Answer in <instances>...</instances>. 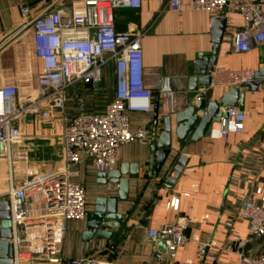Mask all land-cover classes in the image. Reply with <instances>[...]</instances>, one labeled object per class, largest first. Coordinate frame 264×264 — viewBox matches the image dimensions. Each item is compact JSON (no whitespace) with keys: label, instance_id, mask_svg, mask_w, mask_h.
Here are the masks:
<instances>
[{"label":"built area","instance_id":"2783aa9c","mask_svg":"<svg viewBox=\"0 0 264 264\" xmlns=\"http://www.w3.org/2000/svg\"><path fill=\"white\" fill-rule=\"evenodd\" d=\"M141 5L142 0H54L25 21L24 25L34 29L35 53L41 60L37 93L29 98L18 85L0 84V200L10 201L13 264H108L97 255L65 260L62 248L69 222L84 220L88 213L87 187L80 180V165L89 161L97 173H109L118 166L124 145L150 144L151 129L147 124L134 127L132 119V113L153 108L154 94L143 77L142 42L148 28L134 22L126 31L116 27L117 10ZM166 9L206 11L212 20L225 18L227 26L239 16L240 28L229 31L233 50L248 52L264 46L262 1L189 0L186 4L184 0H168ZM21 12L27 16L29 5L23 3ZM108 65L114 68L113 96L102 111L87 110L82 95L71 89L76 84L98 88ZM254 75L253 69L215 68L210 85L195 92L194 100L207 97L215 86L243 87ZM57 112L62 124L60 160L45 162L36 151L32 165L28 155L32 146L25 143L32 136L26 135V125L34 119H50ZM225 113L210 137L227 140L231 133L244 131L248 116L245 109L229 106ZM236 169L229 183L248 190L240 197L235 213L224 222L228 250L236 255L233 264H264V248H248L251 240L264 238V184L259 181L264 171V149L242 156ZM113 188L118 185H103L109 193ZM178 203L179 198L173 197L169 207L177 209ZM236 221L247 223L246 236L235 231ZM191 225V219L183 216L176 222L149 228L148 240L155 256H175L189 241L187 230ZM198 255L204 261L213 259L211 243L198 240Z\"/></svg>","mask_w":264,"mask_h":264},{"label":"crops","instance_id":"0c3cea01","mask_svg":"<svg viewBox=\"0 0 264 264\" xmlns=\"http://www.w3.org/2000/svg\"><path fill=\"white\" fill-rule=\"evenodd\" d=\"M53 1L0 0V84L18 85L29 98H34L37 93L36 76L41 69V60L35 53L34 29L24 24ZM167 1L142 0L140 8H121L116 11V27L119 31H126L131 22L148 28L142 42L143 77L145 86L153 91L154 99L156 94L159 95L161 117L174 115L196 102L195 92L189 90V79L194 74L198 54L208 53L213 47L212 19L209 14L190 9L171 11L166 9ZM184 2L188 4L189 0ZM23 3L30 8L27 16L21 12ZM241 24L240 17L236 16L232 26H227L216 69H253L256 72L264 67V46L253 47L248 52L233 50L229 31L239 29ZM113 83L114 68L108 65L105 68V80L98 88L76 84L71 90L82 95L87 110L102 111L113 96ZM104 88L109 90L107 96ZM232 88L215 86L206 98L209 101L220 100ZM239 88L246 94L244 105H239L248 112L244 131L231 133L227 140L207 136L197 142L184 144L180 153L187 155L189 161L173 189L164 188L165 178L150 180L146 175L150 144L143 146L133 142L124 145L119 152L118 165L122 162L141 164V176L131 177L130 199L119 202V211L126 215L122 221L125 233L122 235L117 232L111 240L85 241L82 235L87 217L70 221L62 248L64 259L97 255L108 264H233L236 255L228 250L229 240L224 233V222L228 215L235 213L240 197L248 188L233 187L229 181L237 173L236 167L242 156L264 149V84L256 91L244 85ZM71 104L75 111L73 100ZM153 112L154 100L150 112L132 113L133 126L147 124L152 131ZM59 116L57 112L50 119H34L27 123L26 135L32 137L25 143L32 146L28 149L32 165L36 151H39V157L45 162L60 160L62 124ZM218 126L219 122H216L212 128ZM80 168V180L87 187L88 211H91L96 199L108 192L98 183V173L89 161L83 162ZM261 174L259 181L264 184V171ZM116 193L117 188L110 192ZM173 197L179 198L177 209L169 207ZM154 201H157L155 205ZM183 216H188L192 221L187 230L189 241L175 256L157 258L148 240V229L176 222ZM234 229L242 236L247 235L245 221H236ZM198 240L211 243L213 259L204 261L199 258ZM114 243L116 247H113ZM248 248H264V238L251 240Z\"/></svg>","mask_w":264,"mask_h":264},{"label":"water","instance_id":"95a60500","mask_svg":"<svg viewBox=\"0 0 264 264\" xmlns=\"http://www.w3.org/2000/svg\"><path fill=\"white\" fill-rule=\"evenodd\" d=\"M227 21L223 17L212 20L213 47L208 53L198 54L194 64V74L189 79V90L197 92L200 88H207L211 83V73L215 70ZM14 33V31H13ZM11 33V34H13ZM264 84V67L255 72L253 78L244 83L253 91ZM245 92L239 87L229 90L220 100L209 101L206 97L191 103L174 115L160 116L159 95H155L153 126L150 139V153L147 161L146 175L150 180L165 178L164 188L173 189L177 180L188 164L189 157L181 154L180 150L188 142H197L210 136L213 124L220 122L225 116V109L229 106H241L245 102ZM203 111L204 113H200ZM161 123V126L159 125ZM160 126V127H159ZM1 149L3 146L1 145ZM98 183L118 185L116 195L99 196L94 209L88 211L86 229L83 240L113 239L117 232L122 235L125 228L122 221L126 215L119 211V202L130 199L131 177L141 176V164L120 163L109 173H98ZM157 201H154L155 205ZM13 237L10 201L0 200V264L14 263V249L10 242ZM117 245L114 243L113 247ZM164 247L163 243H159Z\"/></svg>","mask_w":264,"mask_h":264},{"label":"rangeland","instance_id":"374dc122","mask_svg":"<svg viewBox=\"0 0 264 264\" xmlns=\"http://www.w3.org/2000/svg\"><path fill=\"white\" fill-rule=\"evenodd\" d=\"M110 91H111V87H109L108 88ZM109 90H107L106 88H104V91H105V96H107V92H109ZM113 92V91H112ZM107 98V97H106ZM19 151L21 150V148L19 147V148H17ZM4 189L6 188V185H4V187H3Z\"/></svg>","mask_w":264,"mask_h":264},{"label":"bare ground","instance_id":"6f19581e","mask_svg":"<svg viewBox=\"0 0 264 264\" xmlns=\"http://www.w3.org/2000/svg\"><path fill=\"white\" fill-rule=\"evenodd\" d=\"M2 174V173H1ZM1 177H4L3 174L1 175Z\"/></svg>","mask_w":264,"mask_h":264}]
</instances>
